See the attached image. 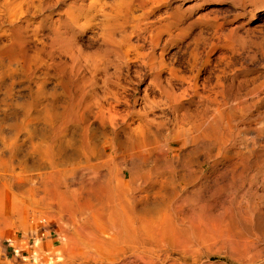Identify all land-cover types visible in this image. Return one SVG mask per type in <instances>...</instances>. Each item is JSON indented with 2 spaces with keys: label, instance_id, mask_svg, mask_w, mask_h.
<instances>
[{
  "label": "bare ground",
  "instance_id": "obj_1",
  "mask_svg": "<svg viewBox=\"0 0 264 264\" xmlns=\"http://www.w3.org/2000/svg\"><path fill=\"white\" fill-rule=\"evenodd\" d=\"M36 1L42 11L53 5ZM135 1L144 13L136 20L128 9H118L119 18L105 15L99 0L87 5L105 18L93 51L83 53L75 42L60 48V40L50 38L51 48L42 49L46 60L31 59L55 81L49 90L50 148L38 154L40 160L52 156L56 139L78 155L65 167L49 160L42 180L43 193L50 192L39 195L45 206L35 220L53 222L65 233L58 245L75 253L78 264H264V127L252 128L264 124V59L260 67H242L250 73L232 80L244 42L236 27L225 32L216 24V37L202 42L201 50L193 42L184 71L164 59L160 34L170 40L198 26L191 39L197 41L204 15L183 23L175 20V7L148 20L152 8ZM244 1L253 5L238 1L246 17L237 25L260 19L264 26V0ZM4 2L9 42L2 52L15 60L26 55L27 40L47 16L31 27L28 18L15 20V0ZM172 28L178 31L173 36ZM133 61L147 78L134 96L121 67ZM201 72L206 74L199 80Z\"/></svg>",
  "mask_w": 264,
  "mask_h": 264
},
{
  "label": "rangeland",
  "instance_id": "obj_2",
  "mask_svg": "<svg viewBox=\"0 0 264 264\" xmlns=\"http://www.w3.org/2000/svg\"><path fill=\"white\" fill-rule=\"evenodd\" d=\"M55 1L51 0L53 5L42 11L39 10L36 0L33 4L31 0H15L18 4L14 6V18L17 22L19 19L22 21L28 18L32 27L43 20L45 15L47 19L43 21L38 33L30 35L32 37L27 36L30 38L27 40L26 55L11 60L2 52V48L9 42L7 33L3 32V26L9 19L10 9L4 0H0V264L79 262L75 253L69 254L59 247L58 241L66 240V236L64 232L59 233L56 230L55 223H38L35 220L42 214L45 206L38 197L44 194L42 176L50 170L49 160L52 159L59 167H65L67 164L76 163L78 155L74 147L65 148L64 140L56 139L52 143V156H45L44 160H40L38 154L46 147L50 148L49 119L54 109L51 106L49 90L55 81L46 74V69L37 67L31 59L41 55L46 60L43 52L51 48L50 38H55V42L59 39L60 48L62 44L75 42L83 49V53L93 51L99 44L100 27L105 18L103 13L96 14L87 9V5L95 0H84V8H79L82 3L79 0H59L57 3ZM99 1L105 3L104 14L111 13V18L120 17L117 15L122 12L118 9H128L131 20L143 18V9L136 5L135 0ZM144 1L145 8H152L148 20H154L158 15L165 16L166 11L171 12L175 7V20L183 23L195 18L196 13L204 15L199 22L203 32L196 36L197 41L191 39L198 31V26L186 30L184 37L175 36L170 40L165 31L160 34L158 46L164 50V59L168 61V57L172 58L174 64L184 71L189 69L186 61L191 59L193 42H196L201 50L202 42H209L216 37V24H221L220 28L223 27L225 32L236 27L234 31L239 35V40L244 42L242 46H238L241 64H236L238 71L232 80H241L244 75L250 73L242 67L261 66L264 59V26H260V19L238 26L241 19L246 17L239 6V0H205L200 4L199 1L202 0ZM245 5L249 9L253 4L247 1ZM172 32L171 36L178 33L175 28H172ZM133 35L130 36L134 40ZM145 38L147 42L148 34H145ZM121 67L123 82L128 88L127 93L134 96L137 92L136 95H139L147 79L140 76L139 72H143L145 68L135 61L131 62L128 68L124 63ZM205 74L206 72H201L199 80ZM57 91H60L58 85ZM61 99L62 97L58 96L55 111L62 110ZM262 126L264 127V124L255 127L252 125V128L257 132ZM262 136L261 134L257 138L259 143L263 142ZM34 147L35 152L32 151ZM46 184L50 186L48 182ZM49 192L48 190L44 195ZM48 202L51 205V200ZM46 206L48 207L47 203ZM41 244H44L42 247L50 244L54 250H42L39 247Z\"/></svg>",
  "mask_w": 264,
  "mask_h": 264
}]
</instances>
